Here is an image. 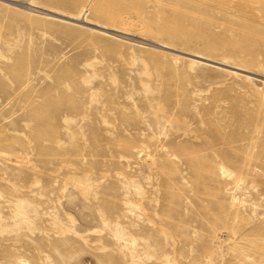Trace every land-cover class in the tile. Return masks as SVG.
Segmentation results:
<instances>
[{"label": "rangeland", "instance_id": "374dc122", "mask_svg": "<svg viewBox=\"0 0 264 264\" xmlns=\"http://www.w3.org/2000/svg\"><path fill=\"white\" fill-rule=\"evenodd\" d=\"M48 3L264 74V0ZM150 49L0 1V264H264V83Z\"/></svg>", "mask_w": 264, "mask_h": 264}, {"label": "bare ground", "instance_id": "6f19581e", "mask_svg": "<svg viewBox=\"0 0 264 264\" xmlns=\"http://www.w3.org/2000/svg\"><path fill=\"white\" fill-rule=\"evenodd\" d=\"M3 5L6 7L15 9L21 13H25L28 15H32L35 17H39L42 19H46L49 21L62 22L70 25H74L77 27H83L89 29L94 33L103 34L107 37H113L116 39H123L125 41H131L133 43L138 44L140 47L151 50H159L162 52L173 53L179 56H185L191 59H195L199 62H204L207 64H212L215 66L223 67L230 69L235 72L242 73L246 76L255 77L256 79L261 80L264 83V74L258 71H254L251 69L240 67L239 65L230 64L228 62L220 61L214 58H210L204 56L199 53L185 51L177 49L170 44H166L163 42H151L145 39H140L133 35V24L132 22H126L120 27H109L106 24L92 21L88 18V6H84L78 14H71L68 12H64L62 10H58L52 7L48 1L49 0H24V1H12V0H0ZM129 19V18H128ZM136 28V27H135ZM154 50V51H155Z\"/></svg>", "mask_w": 264, "mask_h": 264}, {"label": "built area", "instance_id": "2783aa9c", "mask_svg": "<svg viewBox=\"0 0 264 264\" xmlns=\"http://www.w3.org/2000/svg\"><path fill=\"white\" fill-rule=\"evenodd\" d=\"M12 1H18L19 2V1H24V0H12Z\"/></svg>", "mask_w": 264, "mask_h": 264}]
</instances>
